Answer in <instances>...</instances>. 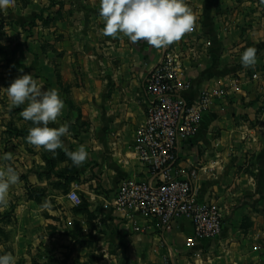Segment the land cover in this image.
Returning <instances> with one entry per match:
<instances>
[{
	"label": "crops",
	"instance_id": "crops-1",
	"mask_svg": "<svg viewBox=\"0 0 264 264\" xmlns=\"http://www.w3.org/2000/svg\"><path fill=\"white\" fill-rule=\"evenodd\" d=\"M260 1L186 0L196 17L193 30L157 49L143 40L132 43L123 34L104 36L100 0H63L62 68L48 62L44 68H20L14 59L19 54L7 46L24 35L11 31L7 35L13 38L7 43L0 32V88L20 75L39 73L33 78L43 90L57 89L65 104L57 122L49 126H69L55 153L31 145L26 137L34 125L20 115L26 104L9 108L6 91L0 90V166H13L36 184L37 171L47 169L52 157L63 152V180L71 177L75 186L79 180L92 186L89 206L75 217L74 236L64 230L63 257L77 244L81 264H264V0ZM12 7L13 22L20 16ZM249 47L256 49V63L244 68L240 57ZM169 51L184 59L190 89L183 95L189 102L209 88L228 92L203 115L197 135L179 144L173 173L198 170L197 199L214 201L224 212L222 234L216 240L196 241L189 220H179L165 232L157 221L115 208L124 182L151 178L137 160L135 146L147 120L145 82ZM80 145L86 146L89 169L75 166L66 155ZM6 153L10 160L2 159ZM46 169L40 173L48 174ZM25 212L17 209L16 216ZM34 213L27 209L28 216ZM63 216L71 218V211L63 210ZM74 224L68 219L64 228ZM25 243L28 248V242H10L15 248ZM67 259L69 255L63 264H69Z\"/></svg>",
	"mask_w": 264,
	"mask_h": 264
},
{
	"label": "built area",
	"instance_id": "built-area-1",
	"mask_svg": "<svg viewBox=\"0 0 264 264\" xmlns=\"http://www.w3.org/2000/svg\"><path fill=\"white\" fill-rule=\"evenodd\" d=\"M190 89L183 57L169 51L144 85L147 120L139 130L135 146L137 160L146 167L148 182L126 181L118 189L115 208L148 221H157L167 232L179 220H189L196 241L216 240L222 234L223 209L214 201L197 199L195 168L174 176L177 149L182 141L193 139L203 115L213 102L227 97L223 88L206 89L198 100L189 102L184 92ZM75 206L82 205L77 191L68 194Z\"/></svg>",
	"mask_w": 264,
	"mask_h": 264
},
{
	"label": "rangeland",
	"instance_id": "rangeland-1",
	"mask_svg": "<svg viewBox=\"0 0 264 264\" xmlns=\"http://www.w3.org/2000/svg\"><path fill=\"white\" fill-rule=\"evenodd\" d=\"M14 2L15 14L18 18L20 16V19L13 22L10 20L12 6L0 12V19L4 18L0 21V32L7 43L13 38L7 35L12 34L11 31L24 35L19 43H13V41L7 46L9 50L11 48L15 56L19 54V57L14 59L20 62V68H28L29 65L30 68H44L46 62L53 68H62L63 0H14ZM224 15L227 16V14ZM33 75L37 78L39 73H33ZM43 78H40V81ZM83 164L86 169L91 167V164L87 165L85 162ZM47 167L37 171L36 184H31L25 176L19 175V184L10 187L8 203L2 206L4 213L0 215V245L2 247L0 255L11 252L16 259V264H63V258L66 260L69 255L70 260L67 259L69 264H81V255L77 254H80L77 244L71 250L69 245L67 247L69 252L63 257V234L65 235L64 230H67L74 236L75 217L89 206L87 197L92 186L80 180L79 185L75 186L70 182L71 177H68L67 181L63 180V152L62 154L58 152L56 157H52ZM44 169L48 171V174L40 173ZM71 190H77L84 200L83 208L75 209L68 202L67 195ZM17 209H23L26 212L16 216ZM27 209H33L34 215L28 216ZM63 210L71 211L72 217L63 216ZM68 219L73 220L72 229L67 225V228H64ZM52 238L55 240H51ZM13 240L17 243L28 242L30 245L26 248L27 243H25L15 248L10 244ZM52 242L55 243L53 248L49 246ZM69 242L73 243L72 240Z\"/></svg>",
	"mask_w": 264,
	"mask_h": 264
},
{
	"label": "clouds",
	"instance_id": "clouds-1",
	"mask_svg": "<svg viewBox=\"0 0 264 264\" xmlns=\"http://www.w3.org/2000/svg\"><path fill=\"white\" fill-rule=\"evenodd\" d=\"M10 6H14V0H0V12ZM99 16L104 24V36L123 34L132 43L143 40L157 49L181 40L193 30L196 22L186 0H100ZM240 62L244 68L255 65L256 49L247 48L241 54ZM0 90L6 91L9 108L26 104L20 115L34 125L28 130L27 141L55 153L61 147V138L69 131L67 124L58 128L49 126L57 122L65 108L59 91L55 88L43 90L32 74L20 75ZM66 155L75 166L82 165L88 157L85 145L66 152ZM2 159L10 160L11 156L6 153ZM19 180L13 166H0V206L7 205L9 189ZM0 264H16V259L8 252L0 255Z\"/></svg>",
	"mask_w": 264,
	"mask_h": 264
},
{
	"label": "trees",
	"instance_id": "trees-1",
	"mask_svg": "<svg viewBox=\"0 0 264 264\" xmlns=\"http://www.w3.org/2000/svg\"><path fill=\"white\" fill-rule=\"evenodd\" d=\"M84 206H85V205H84V200H83V203H82V205H81L79 208H81V207L83 208Z\"/></svg>",
	"mask_w": 264,
	"mask_h": 264
}]
</instances>
